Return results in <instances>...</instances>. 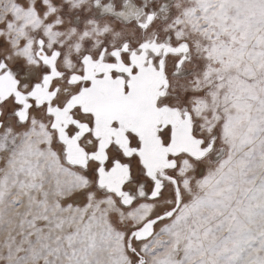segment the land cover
<instances>
[{
	"label": "snow or ice",
	"instance_id": "6c2138e0",
	"mask_svg": "<svg viewBox=\"0 0 264 264\" xmlns=\"http://www.w3.org/2000/svg\"><path fill=\"white\" fill-rule=\"evenodd\" d=\"M0 264H264V0H0Z\"/></svg>",
	"mask_w": 264,
	"mask_h": 264
}]
</instances>
